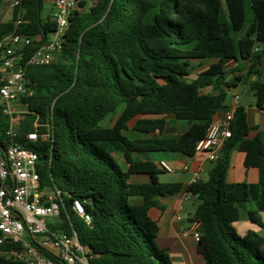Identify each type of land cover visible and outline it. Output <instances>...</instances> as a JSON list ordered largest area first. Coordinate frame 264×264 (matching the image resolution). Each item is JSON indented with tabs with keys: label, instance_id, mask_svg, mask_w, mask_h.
I'll return each mask as SVG.
<instances>
[{
	"label": "trees",
	"instance_id": "1",
	"mask_svg": "<svg viewBox=\"0 0 264 264\" xmlns=\"http://www.w3.org/2000/svg\"><path fill=\"white\" fill-rule=\"evenodd\" d=\"M47 1L24 0V23L15 25L14 9L12 18L0 23V42L14 31L41 40L18 52L30 95L22 100L27 113L17 134L24 144L35 123L39 134H50L48 141L33 145L41 186L60 190L64 204L48 229L76 234L89 249L91 264H172L157 245L159 228L149 210L162 209L160 199L181 192L183 185L159 181L160 164L133 155L169 150L193 157L214 115L228 109L227 89L253 75L262 78L253 88L257 105H264V0H93L91 5L82 0L55 60L36 66L28 64L30 57L56 29L50 17H43ZM208 60H213L209 67L196 71L197 62ZM232 64H248L237 68L246 69V75H236ZM3 109L0 104V146L6 147L9 117ZM145 112L171 114L186 121L188 129L178 139L127 138L128 123ZM164 125L149 119L136 129L148 132ZM231 131L208 179L187 188L199 202L191 219L199 224L197 251L206 264H264L261 240L241 238L233 227L242 219L263 225L264 131L248 138L242 106ZM232 151L258 156L257 183L227 182ZM118 154L132 156L127 170L116 161ZM135 176L149 181L133 182ZM135 198L141 200L139 209L132 204ZM75 200L84 204L90 223L72 209ZM14 247L0 245V264H24L3 255Z\"/></svg>",
	"mask_w": 264,
	"mask_h": 264
},
{
	"label": "built area",
	"instance_id": "2",
	"mask_svg": "<svg viewBox=\"0 0 264 264\" xmlns=\"http://www.w3.org/2000/svg\"><path fill=\"white\" fill-rule=\"evenodd\" d=\"M24 0H11L12 10L18 9L15 25L24 23L26 10L22 8ZM54 8L51 20L56 23L55 31L46 42L38 45L28 64L43 66L52 63L62 49V39L70 24L72 14L79 8L82 0H49ZM41 42L32 37L14 31L0 42V104L4 114L9 117L6 131V147L0 146V245L15 246L3 253L24 264H91L89 249L83 246L76 234L66 235L49 231L48 224L60 217L62 207L61 191L42 187L38 170L39 154L33 148L40 139L48 141L50 134H39L38 123L35 130L24 137V144L18 140L17 129L25 118L27 109L22 103L30 95L26 87L25 68L18 53L33 42ZM257 51L258 48H255ZM239 107V96L234 95L230 109L221 120H212L203 139L196 144V153L202 156V166L216 163L222 154L224 145L232 136L231 121ZM165 171L172 169L161 162ZM202 170V169H201ZM200 181L195 174L193 182ZM72 209L86 222L91 216L79 200H75ZM199 224L185 232L192 235L194 241H200ZM49 233L50 235H46ZM54 254L56 259L49 258Z\"/></svg>",
	"mask_w": 264,
	"mask_h": 264
},
{
	"label": "crops",
	"instance_id": "3",
	"mask_svg": "<svg viewBox=\"0 0 264 264\" xmlns=\"http://www.w3.org/2000/svg\"><path fill=\"white\" fill-rule=\"evenodd\" d=\"M10 3L11 0H4L0 8V23L9 21L12 18L13 10ZM46 4L51 7L46 17L51 18L54 8L49 0L45 3L44 8H47ZM252 20L253 15H251L248 22L250 23ZM208 61L210 66L211 63H213V60ZM206 62L207 61H204L201 64L200 62H197L196 65H198V68L196 71L209 67L204 64ZM242 66L247 68L248 64H232L230 65V68L231 70H235V74L238 76L246 75V69L241 72L237 70L238 67ZM2 75L3 72L0 67V78ZM259 80H262V78L256 75H253L248 80L243 79V81L238 83L236 87L227 89V95L224 101V105L228 108L227 110H229L233 101V96H239V106L244 107L247 113V124L250 128L248 134L249 139L256 137L258 132L264 131V105L262 107L257 105V97L253 88V84ZM226 111H221L215 114L213 120H221ZM117 116H114L111 121H109L110 126L113 125ZM149 119H159L164 121L165 125L163 129L156 127L150 129L148 132L136 129L138 122ZM187 129L188 123L186 121L178 120L171 114L145 112L140 113L133 118L128 123L123 134L131 140L152 138L178 139ZM133 156L142 160H151L157 165L161 162H165L172 171L163 170L164 173L161 175L169 173L171 176L169 179L162 181L160 178L161 175H159V181L165 183H181L183 185L181 192L160 199L162 209L151 208L149 210V216L157 222L159 228L157 245L166 251L172 264H206L203 256L197 251V243L194 241L192 235H185L186 231H189L194 227L195 222H191V219L193 218L199 204L196 196L187 192V188L192 184L196 173L199 174L200 181H206L209 177L210 171L215 166V163L207 164L203 167L201 154L196 153L193 157H188L179 152L169 150H144L136 152ZM115 159L123 170H127L132 161V156L129 154H118L115 155ZM162 177L166 178V176ZM226 178L229 183H257L259 181L258 156L254 153L232 151L230 153ZM132 181L142 183L148 182L149 179L145 176H135L132 178ZM132 204L137 209L141 208L140 199H132ZM260 218L263 225H259L249 219H242L235 222L233 227L237 235L241 238H246L248 236L259 238L264 249V212L260 214Z\"/></svg>",
	"mask_w": 264,
	"mask_h": 264
},
{
	"label": "rangeland",
	"instance_id": "4",
	"mask_svg": "<svg viewBox=\"0 0 264 264\" xmlns=\"http://www.w3.org/2000/svg\"><path fill=\"white\" fill-rule=\"evenodd\" d=\"M89 2V5L92 4L93 0H88ZM46 7L47 8H44L43 10V16H47L48 13H49V9H51V7H49V5L46 4ZM53 9V8H52ZM54 12V11H53ZM247 17H248V20L250 19L251 15H252V11H251V8H250V5L247 3ZM206 66H209V61H207L206 63H204ZM127 135V134H126ZM162 176H166V178L162 177ZM171 176V174L167 173V174H164V175H161L160 178L162 181H164L165 179H169ZM86 205L89 206V202H86Z\"/></svg>",
	"mask_w": 264,
	"mask_h": 264
}]
</instances>
